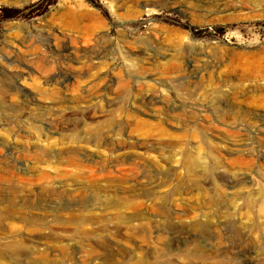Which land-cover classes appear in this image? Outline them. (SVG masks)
Listing matches in <instances>:
<instances>
[{
    "label": "rangeland",
    "instance_id": "rangeland-1",
    "mask_svg": "<svg viewBox=\"0 0 264 264\" xmlns=\"http://www.w3.org/2000/svg\"><path fill=\"white\" fill-rule=\"evenodd\" d=\"M94 2L0 0V264H264V0Z\"/></svg>",
    "mask_w": 264,
    "mask_h": 264
},
{
    "label": "trees",
    "instance_id": "trees-1",
    "mask_svg": "<svg viewBox=\"0 0 264 264\" xmlns=\"http://www.w3.org/2000/svg\"><path fill=\"white\" fill-rule=\"evenodd\" d=\"M90 2H92L98 8L102 9V7L99 4L95 3L94 0H90ZM22 14L23 11L19 9L0 7V23L2 21H8L20 17Z\"/></svg>",
    "mask_w": 264,
    "mask_h": 264
},
{
    "label": "bare ground",
    "instance_id": "bare-ground-1",
    "mask_svg": "<svg viewBox=\"0 0 264 264\" xmlns=\"http://www.w3.org/2000/svg\"><path fill=\"white\" fill-rule=\"evenodd\" d=\"M228 1V0H227ZM232 1V0H231ZM235 1V0H234ZM253 1V0H252ZM225 5H227V4H225ZM236 7V6H235ZM227 8V7H226ZM144 50V49H143ZM155 50V49H154ZM264 50V49H263ZM136 51V50H135ZM156 51V50H155ZM262 51V50H261ZM137 52V51H136ZM140 52H142V50H140ZM150 53V52H149ZM262 53H264V52H262ZM261 59H263V58H261ZM262 61V60H261ZM263 63H264V61H262ZM258 64V63H257ZM261 65V64H260ZM258 66V65H257ZM253 67V66H252ZM256 67V66H255ZM258 69V68H257ZM259 70V69H258ZM262 71V70H261ZM252 72V71H251ZM253 73V72H252ZM251 73V74H252ZM251 76V75H250ZM101 125H98L97 126V129L99 130V132H101V130L103 129V127H100ZM109 131V130H108ZM97 135V134H96ZM103 135H105V134H103ZM108 136V135H107ZM4 179V178H3ZM58 195V194H57ZM9 211H10V209H9ZM10 213V212H9ZM11 216V215H10ZM9 217V215H3V214H0V224H2L3 222H2V220L4 219V218H8ZM9 223V222H8ZM4 227H6V226H4ZM1 228V227H0ZM13 245H9L8 246V248L7 249H9V250H13ZM2 250V249H1ZM3 252V251H2ZM1 256H4V255H7V253H1L0 254ZM0 256V257H1ZM7 256H9V255H7ZM10 257V256H9ZM1 259V258H0ZM3 259V258H2ZM1 259V260H2Z\"/></svg>",
    "mask_w": 264,
    "mask_h": 264
}]
</instances>
